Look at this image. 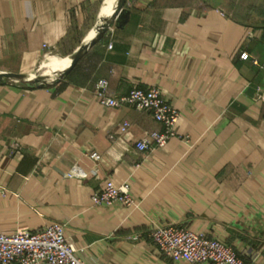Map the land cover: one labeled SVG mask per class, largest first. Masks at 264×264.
<instances>
[{
  "label": "crops",
  "instance_id": "1",
  "mask_svg": "<svg viewBox=\"0 0 264 264\" xmlns=\"http://www.w3.org/2000/svg\"><path fill=\"white\" fill-rule=\"evenodd\" d=\"M102 1L0 0V71L42 73V57H68ZM125 6L127 22L54 85L0 80V233L61 222L84 264H189L148 236L173 224L264 264V14L234 16L219 0ZM98 79L112 95L158 87L180 111L177 136L136 149L161 124L131 106L103 107ZM92 167L96 176H77ZM107 178L127 181L135 205H93Z\"/></svg>",
  "mask_w": 264,
  "mask_h": 264
},
{
  "label": "built area",
  "instance_id": "2",
  "mask_svg": "<svg viewBox=\"0 0 264 264\" xmlns=\"http://www.w3.org/2000/svg\"><path fill=\"white\" fill-rule=\"evenodd\" d=\"M108 47H111L109 44ZM257 63L256 60H252ZM107 81L98 79L95 92L103 107L131 106L139 111L148 112L159 122L161 129L152 130L134 142V147L141 151L162 148L167 141L177 136L176 125L180 111L175 108L156 86L147 88L133 87L125 94H108ZM89 157L97 162L100 155L92 151ZM77 176H96V168L87 173L78 172ZM76 175L73 171L65 177ZM1 193H4L2 191ZM93 205L119 204L130 207L135 205V198L130 192L127 181L115 183L111 178L104 181L103 187L90 197ZM148 236L157 250L174 262L189 264H252L241 259L234 249L222 240L207 236L202 232L187 227L166 224L150 228ZM131 237V236H128ZM0 264H84L77 256L76 248L65 235L64 224L53 222L40 230H16L12 233H0Z\"/></svg>",
  "mask_w": 264,
  "mask_h": 264
},
{
  "label": "water",
  "instance_id": "3",
  "mask_svg": "<svg viewBox=\"0 0 264 264\" xmlns=\"http://www.w3.org/2000/svg\"><path fill=\"white\" fill-rule=\"evenodd\" d=\"M125 3L126 0H115V4L109 16L102 17L98 15L97 21H100V25L97 27L93 36L88 40L84 39L69 54L67 57L69 59V64L63 70L55 72L54 76L35 72L16 73L0 71V80L7 79L22 84L26 87H49L54 85L57 80L66 75L76 65V63L79 62V60L87 53L88 49L96 44L110 28L122 27L127 22L129 10L126 8Z\"/></svg>",
  "mask_w": 264,
  "mask_h": 264
},
{
  "label": "bare ground",
  "instance_id": "4",
  "mask_svg": "<svg viewBox=\"0 0 264 264\" xmlns=\"http://www.w3.org/2000/svg\"><path fill=\"white\" fill-rule=\"evenodd\" d=\"M113 2L115 4V0H105L102 4L99 15L102 17L109 16L114 6ZM99 25H100V21L98 20L97 23L94 25L93 29L85 37L86 40H88L93 36ZM68 64H69V59L67 57L60 58V57H54L53 55L49 54L48 56H45L43 61H41L40 67L42 68V74L54 76L55 72L63 70L64 68H66Z\"/></svg>",
  "mask_w": 264,
  "mask_h": 264
},
{
  "label": "rangeland",
  "instance_id": "5",
  "mask_svg": "<svg viewBox=\"0 0 264 264\" xmlns=\"http://www.w3.org/2000/svg\"><path fill=\"white\" fill-rule=\"evenodd\" d=\"M219 1L222 3L223 6L227 8V10L231 9L232 10L231 14L234 16L241 17L243 15V17H245V15L248 16L253 15L254 18H256L257 11L264 10V0H219ZM89 32L87 33V35L89 34ZM53 56L58 57L55 55ZM43 59L44 57L41 58L39 64H41V61H43Z\"/></svg>",
  "mask_w": 264,
  "mask_h": 264
},
{
  "label": "trees",
  "instance_id": "6",
  "mask_svg": "<svg viewBox=\"0 0 264 264\" xmlns=\"http://www.w3.org/2000/svg\"><path fill=\"white\" fill-rule=\"evenodd\" d=\"M257 13H258V14H264V10H263V11H262V10H259V11H257ZM257 13H256V14H257Z\"/></svg>",
  "mask_w": 264,
  "mask_h": 264
}]
</instances>
